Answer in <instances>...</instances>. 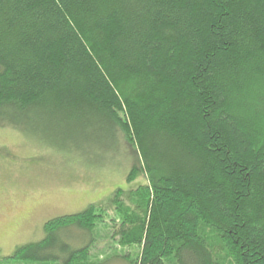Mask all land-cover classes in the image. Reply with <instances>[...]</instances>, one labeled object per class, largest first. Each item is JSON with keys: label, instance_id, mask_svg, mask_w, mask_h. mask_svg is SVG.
<instances>
[{"label": "trees", "instance_id": "1", "mask_svg": "<svg viewBox=\"0 0 264 264\" xmlns=\"http://www.w3.org/2000/svg\"><path fill=\"white\" fill-rule=\"evenodd\" d=\"M23 122L113 128L146 181L0 264H264V0H0V128Z\"/></svg>", "mask_w": 264, "mask_h": 264}, {"label": "rangeland", "instance_id": "2", "mask_svg": "<svg viewBox=\"0 0 264 264\" xmlns=\"http://www.w3.org/2000/svg\"><path fill=\"white\" fill-rule=\"evenodd\" d=\"M31 124L0 128L1 255L41 239L47 220L106 204L117 188L127 192L146 181L141 173L127 181L140 157L133 161L113 128L86 124L77 133L67 125Z\"/></svg>", "mask_w": 264, "mask_h": 264}]
</instances>
